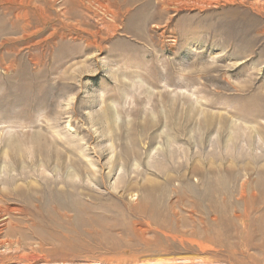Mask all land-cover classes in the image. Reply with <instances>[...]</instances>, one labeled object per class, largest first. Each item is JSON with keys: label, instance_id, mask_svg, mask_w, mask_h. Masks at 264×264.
<instances>
[{"label": "rangeland", "instance_id": "rangeland-1", "mask_svg": "<svg viewBox=\"0 0 264 264\" xmlns=\"http://www.w3.org/2000/svg\"><path fill=\"white\" fill-rule=\"evenodd\" d=\"M62 1L0 14V264H264V0Z\"/></svg>", "mask_w": 264, "mask_h": 264}, {"label": "bare ground", "instance_id": "bare-ground-1", "mask_svg": "<svg viewBox=\"0 0 264 264\" xmlns=\"http://www.w3.org/2000/svg\"><path fill=\"white\" fill-rule=\"evenodd\" d=\"M50 0H0V7L5 8V12H1L0 14H2L3 17L6 16V18L8 19L7 21H53V18L56 17V14H49V10H51L50 5L48 4ZM84 0H63L62 2L64 3V6H66V10L64 13H62L61 16H63L65 19H68V21L70 20V18H81V19H85L83 18V13L82 11L80 12L79 9L85 7L83 4ZM96 2H100V0H93ZM206 0H198V4H204ZM256 1V0H255ZM60 2V1H59ZM106 5L103 6V8L107 11L110 10L111 8H116L114 12H111L112 15L114 16L115 19H117V16H119V14H122V10L128 8V7H132L133 6H137L140 3H151V0H105ZM153 2V1H152ZM156 5H168L170 2L167 0H154ZM209 2V1H208ZM229 2V1H228ZM62 3V4H63ZM38 4H41L42 6H38ZM57 4V3H56ZM103 4V3H102ZM197 4V3H196ZM258 5V3H256ZM260 6V5H259ZM263 6V5H262ZM261 6V7H262ZM21 8V11H14V13L12 12V9L14 8ZM31 7L35 8L34 11H30L29 9H31ZM61 7V6H60ZM88 7V6H87ZM11 8V9H10ZM63 8V7H62ZM131 8V9H132ZM137 8V7H136ZM90 9V8H89ZM130 9V8H128ZM130 9V10H131ZM143 9V7H142ZM128 10V11H130ZM140 10V9H138ZM49 11V12H48ZM85 11V10H84ZM111 11V10H110ZM133 11V10H132ZM131 11V12H132ZM48 12V13H47ZM146 12V11H145ZM126 13V12H125ZM130 13V12H129ZM128 13V14H129ZM94 14V13H93ZM131 14V13H130ZM109 15V14H108ZM125 15V14H124ZM106 16V15H105ZM110 16V15H109ZM122 16V15H120ZM119 16V17H120ZM127 16V15H126ZM86 17V16H85ZM118 17V18H119ZM133 17V16H132ZM149 17V16H148ZM147 17V18H148ZM12 18V20H11ZM122 18H124L122 16ZM146 18V19H147ZM81 19L79 22H81ZM114 21H119V20H115ZM121 19V17L119 18ZM145 19V20H146ZM155 19V18H154ZM1 20V19H0ZM78 20V19H77ZM90 20V19H89ZM96 20V19H95ZM100 20V19H99ZM144 20V19H143ZM64 21V20H63ZM67 21V20H66ZM74 21V20H73ZM83 21V20H82ZM113 21V22H114ZM29 25V22H27ZM40 24V23H39ZM84 24V23H83ZM80 25V24H79ZM75 26V25H74ZM73 26V27H74ZM72 27V28H73ZM109 28V27H108ZM54 30V29H53ZM56 30V29H55ZM54 30V31H55ZM108 30V29H107ZM51 32H53L51 30ZM59 33V31H57ZM87 32V31H86ZM56 35V34H55ZM55 37V36H54ZM61 35L57 36V40L61 39ZM56 39V38H55ZM88 43V42H87ZM91 43V42H89ZM88 46V44H87ZM89 46H92L91 44ZM86 47V46H85ZM90 48V47H89ZM85 68V67H84ZM230 151V150H229ZM225 155V154H224ZM234 155V154H233ZM240 158V157H239ZM236 159V158H235ZM226 160V159H225ZM221 167L218 166L216 168V172L219 173V175L221 174ZM224 175V174H223ZM222 176V175H221ZM219 179V178H218ZM221 180V179H220ZM221 189V188H220ZM256 191V190H255ZM244 192V191H243ZM223 194V193H222ZM221 196V195H220ZM223 197V196H222ZM220 198V197H219ZM223 200V199H222ZM221 209V208H220ZM219 210V209H218ZM262 217V216H260ZM231 219V218H230ZM217 224V223H216ZM218 225V224H217ZM243 226V225H242ZM220 228V227H219ZM228 230V229H227ZM232 230V229H231ZM229 231V230H228ZM257 233V232H256ZM220 234V233H219ZM247 241V240H246ZM243 245V244H242ZM247 245V244H246ZM248 247L247 246H243L242 250H240L239 252H241V255H245L246 253V249ZM253 248H257L260 249L261 248L259 246H254ZM249 257V256H248ZM251 258V257H250ZM232 264V263H229Z\"/></svg>", "mask_w": 264, "mask_h": 264}]
</instances>
